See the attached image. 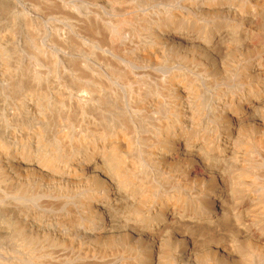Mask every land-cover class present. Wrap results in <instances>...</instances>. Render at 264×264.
Returning a JSON list of instances; mask_svg holds the SVG:
<instances>
[{
    "label": "rangeland",
    "instance_id": "obj_1",
    "mask_svg": "<svg viewBox=\"0 0 264 264\" xmlns=\"http://www.w3.org/2000/svg\"><path fill=\"white\" fill-rule=\"evenodd\" d=\"M218 1L224 2L229 7H226L224 11L211 13L198 7L201 8L202 6V8H205L203 4L208 6L213 0H0V156L5 157L7 152H21L22 148L30 147L27 140H25V135L32 133L34 129V131L39 130V133L45 139L47 138L46 140L50 146V148L49 146L47 148L51 149L49 154L52 157L58 158V161H63V158H65V162H69V160H71L70 162L75 161L77 152L72 153V151L79 144L77 143L79 142L77 136L78 122L75 120V118H78L76 116H79V111L77 112L76 110V99L73 100V95L70 92L79 85L78 81L86 83L88 79L92 80L95 78V75L100 78L104 86L100 94L101 97H97V99L101 102L104 101V103L116 102L118 114L120 112V114H123L124 111H127L124 107H128L122 101L123 97L130 95L127 92L129 86L125 84L127 80L131 79L130 82L132 83L133 81V84H136L137 81L135 79L139 77L142 79L138 78L141 81V92H143V88L153 89V87H157L156 90L162 94V98H173L174 91L168 85V79L173 76V73L175 75V72L178 76L182 74L180 77L193 84L192 89L195 92V97H193L195 100L199 98V109L201 112L203 111L201 113L202 116L204 115L203 118L208 123L211 121V124H214L212 102L220 98V94L221 97L224 94V96L228 94L226 97L231 98L232 96H237L239 92H243L241 90H244V88L241 87L240 78L245 76L243 73L247 71L245 69H248L250 64L248 60L253 55L252 52H254V55L257 53L255 47L257 45L260 46L262 43L264 44V4H262L264 0H251L254 4L253 2H248L250 0ZM236 6L240 8L239 11L236 10L238 9ZM252 17L253 20L251 19ZM167 21L177 23V26L193 29L199 32L198 35L200 36H211L212 34H205V32L212 28H219L216 30L224 32L223 34L231 32L230 38H234L232 32H234V35L248 34V43L249 41L251 43L248 44L247 48H239V44L234 40H232V43L230 41L226 43V46L227 44H234L240 51L233 49L234 45L231 50L229 46L226 47L229 50L222 48L225 47L222 46L221 50L215 49L216 51L211 50L212 52H209L200 48L193 49L191 45L188 46L187 44V47L184 45L187 49H183L185 47L180 44L178 45L179 48L171 46L162 48L161 46L162 55L160 53L159 57L156 56V53L147 54L148 50H153L158 45L155 39H158L160 34L157 33L158 31L160 32L163 25L170 23ZM187 25L188 27H186ZM92 28H94V33L89 31ZM148 46H151L152 49H149ZM188 47H192V49H188ZM142 48H145V51ZM232 49L235 51L234 57H231L233 54L230 53L233 52ZM179 51L183 52V54L179 53ZM225 52L227 53L225 54ZM142 55L143 57H141ZM261 55L264 59V51H261ZM161 56L162 58H160ZM203 56H206V58ZM208 56H211V59ZM141 58L144 59L142 60ZM242 58L246 59V61ZM208 61H210V65L207 64ZM244 64L247 65L245 66ZM216 65L225 66V71L224 68L219 67L218 69ZM239 65H242V68ZM172 68H174V71ZM206 68L210 69H207V71L211 72V74L207 71L205 72ZM217 70L222 71L221 73L219 72L220 75ZM75 73L77 74L75 75ZM227 73L230 76L226 75ZM78 75L80 79H78ZM238 75L241 77H237ZM246 75L248 79L243 85L247 84V86L251 85L249 82L254 84L262 78L261 73L258 75L253 73L250 76ZM226 78L229 79L227 80ZM232 81L233 83L235 82L233 84L234 87L232 86ZM12 84L15 86H12ZM74 84L78 85L75 87ZM126 86L128 87L126 88ZM230 88L231 90H229ZM227 89L231 92L225 91ZM162 92L165 93L163 94ZM35 93L44 99L42 102L43 107H41L43 113L29 112L26 107L21 109V105H19L24 101L33 100L31 97H35L34 99L38 100L34 95ZM146 95L150 96L151 93ZM59 101H62L63 106ZM207 101H210V103H207ZM207 108L210 112L209 110L207 111ZM96 110H99V106H97ZM159 113H161V110ZM163 114H159L158 118L155 115H148L146 116L147 118L149 117L147 121H145L147 119L145 116L143 120L141 119L143 121L141 123L142 130H144L146 136L149 134L150 136L148 135V137H151L155 134V130H153L155 124L152 126V121L162 120L161 116ZM113 115L108 113L107 116H104L105 122L103 124L106 125L107 129H115V127L119 129L117 122L121 115H118V118ZM241 115L240 118L244 120L246 115ZM91 116V105L89 103L84 106V117H86L88 126L92 125L88 121ZM207 116L209 119H207ZM23 121L27 123H23ZM148 121L152 122V124L148 125L150 123ZM114 122L116 123L114 124ZM257 124L255 126H247L248 130L245 132L248 135L243 133L240 137L241 142H250V139H252L250 135L251 137L255 135L256 138L260 135L264 138V119L263 125L260 122ZM82 125L84 126V124ZM21 133H25V135L20 137L21 139L15 137ZM102 138L105 139L106 137L102 136L99 142L103 140ZM99 142L97 141L98 145L100 144ZM255 145H252L253 148ZM52 148L57 151L62 149L63 151L60 152L59 150L55 153ZM65 151L66 153H64ZM1 171L0 166V264H125L120 257V254L127 249L126 242H123L125 237L128 236L130 244L131 242L140 244V237L135 233L132 234L130 230H126V227H123L122 224L118 225L117 231L114 232V234L118 233H116L118 237L115 238V242L112 245L105 242V240L90 238V229L88 228L93 222L94 215L84 213L86 211L79 201L82 191L85 192L88 189L86 184L76 189L78 190L77 192H75L76 190H64L60 189L54 181H46L47 178L43 180L45 178L43 176L40 177L37 174H25L23 172L24 175L20 173L22 177L20 174L15 175V180L19 178V181L24 180L26 182L23 184V181H21L22 187V184L20 186L16 183L19 182L18 179L14 180L15 182L13 181L12 185H17V187L14 185V188L10 181H1L3 179L1 178ZM192 171L194 174L199 175L202 169L199 166H195ZM235 180L237 181L238 179ZM31 183L35 184L31 186ZM255 184H259V182L257 181ZM16 188H20L21 192ZM23 189L30 191L24 193ZM14 190H17L16 193ZM33 190L38 192L34 193ZM162 192H159L158 196L163 197V195L167 194L165 191ZM22 195L24 197H21ZM158 196L155 195V197ZM113 210L111 212L112 216L124 221L125 217L133 209L116 207ZM39 216L40 218H38ZM40 219H42L41 222L47 223L49 221L51 224L48 223L47 227L45 225L43 227ZM38 220L39 224L37 223ZM30 223L33 225H30ZM205 229L208 231L207 228ZM121 235L123 237L119 240ZM167 235L164 236L163 245L160 248L162 257L159 264H175V262L169 261V252L171 246L178 245L177 242L179 240L174 238L172 234ZM173 239L176 241H173ZM166 248L167 250H165ZM251 252V250L248 251L247 255L252 264H264L263 256H259V258L256 253L253 255L255 251ZM194 259L186 264H203L198 258L197 260ZM221 260V257L215 258L216 263L221 262ZM211 262L208 259V262L205 261L204 264H212ZM126 264L136 263L131 261Z\"/></svg>",
    "mask_w": 264,
    "mask_h": 264
},
{
    "label": "bare ground",
    "instance_id": "obj_2",
    "mask_svg": "<svg viewBox=\"0 0 264 264\" xmlns=\"http://www.w3.org/2000/svg\"><path fill=\"white\" fill-rule=\"evenodd\" d=\"M248 2L253 1L250 0ZM232 3L234 2L232 1ZM258 3L260 4V2ZM203 7L205 8H202V6L198 8L203 9V11L206 9V12L217 13L224 11L229 5L213 0L208 6L203 4ZM239 9L236 10L239 11ZM252 9L254 10V8ZM258 9L260 8L258 7ZM165 17L167 18V16ZM251 19L253 20V17ZM170 23L163 25V28L161 27L162 29L157 33L160 36L155 40L160 46H154L155 49L148 50L147 54L156 53V56H158L162 51L161 46L162 48L167 46L176 48L180 44H183V46L187 44L188 46L191 45L193 49L200 48L203 51L212 52L213 50L216 51L215 49L221 50L222 46H225L222 48L229 46L231 50L234 44H227L226 46V43L229 41L232 43V40L239 44V46L237 45L239 48H247L248 44L251 43V41L248 43V34L234 35V32H232L234 38H230L231 32L228 31L229 34H223L224 32L216 30L219 28H212L206 32L204 31L205 34H212L211 36H200L198 35L199 32L193 29L177 26V23L175 24L174 22ZM89 31L94 33V28ZM257 46L255 47L256 55L252 52L253 57L251 56L249 60L246 57L250 64L248 69H245L247 71L243 70L245 76H240L241 78L239 75L237 76L241 80L240 84L242 86H240L244 88V90H241L243 92H239L237 96H232L231 98L226 97L228 94L226 96L224 94L221 97L219 93L220 98L212 102L214 124H211V121L208 123L203 118L204 115L202 116L201 114L203 111L201 112L199 109V98L197 100L194 98L193 84L180 77L182 74L180 76L176 75V72L175 75L171 72L173 76L168 79V85L174 91L173 98H162V94L156 90L157 87H153V89L143 88V92H141L140 80L142 79L139 77L140 80L137 77L135 79L138 84H133V81L131 83V79L127 80L125 84L129 86H126V88H129L127 92L130 95L123 97L122 101L125 105H128V109L124 107L127 111H124L123 114H120L121 112L118 114L116 102L104 103L102 101V104L97 99V97H101L100 94L104 87L99 77L96 75L93 79L89 77L92 80H85L87 81L86 83L78 81L79 85L76 84L78 85L76 87L74 84L76 88H73L70 92L73 95V100L76 99V110L77 112L79 111V116H76L78 120L75 118L76 122H78L77 136L79 142L77 143L79 144L72 151V153L77 152V159L72 162H70L71 160L65 162V158H63V161H58V158L52 157L49 154L51 149H49L47 138L45 139L39 133V130L34 131L33 129L32 133H27L26 135L21 133L19 136H15L20 138L25 135V140H27L30 147L19 149L21 152L14 151V153L12 152L13 154L7 152L5 157L0 156L1 178H3L1 181H10L12 185L16 178L15 175L24 172L25 174L43 176L45 177L43 180L47 178L46 181H54L60 189L64 190L74 191L86 184L88 189L85 192L82 191L79 201L86 211L84 213L94 215L93 222L88 228L90 229V238L105 240V242L112 245L115 242V238L118 237V233L116 232L117 234L115 233V235L114 232L117 231L118 225L122 224L123 227H126V230H130L132 234L135 233L141 239L140 244L132 242L130 244L128 236L125 237L123 242H126L124 244L127 249L120 254L121 260L125 264L131 261L136 264H159L162 257L160 248L163 245L164 236L167 234H172L174 238L179 240H177L178 245H173L174 247L171 246V248L167 246L170 248L169 261H173L175 264H186L193 258L196 260L198 258L203 264L205 261L208 262V259L212 261V264H252L247 255L250 250L252 252L255 251L253 255L256 253L258 257L263 256L264 259V138L260 135L257 138L255 135L254 137L250 135V138H252L248 137L251 140L250 142H241L240 138L243 133L246 134L247 126H255L259 122L262 124L264 119V59L261 55V51H264V44ZM186 47L183 49H187ZM192 47H188V49H192ZM233 47V49L239 50L235 45ZM144 49L143 51H145ZM234 52V50L230 52L233 53L231 57L235 56ZM179 53L183 54L180 51ZM211 56H208V58L211 59ZM203 57L206 58V56ZM242 59L246 61V59ZM211 62L213 61L211 60ZM241 62L243 61L241 60ZM209 63L210 61L207 64ZM244 65L246 66L247 64ZM216 67L219 69L220 66L216 65ZM240 67L242 68V65ZM220 68H224L225 71V66L223 67L222 65ZM172 69L174 71V68ZM207 69L209 68H206L205 72ZM217 72L219 74L220 71L217 70ZM208 73L211 74V72ZM214 73L217 74L215 71ZM252 73L257 75L261 73L262 78L260 77V81L254 84L249 82L251 85L248 86L247 84L243 85L248 79L246 74L250 76ZM79 75L81 76V74ZM226 75L229 74L227 73ZM80 76L78 79H80ZM233 81L232 86L235 83ZM12 86L15 85L12 84ZM163 89L162 91H164ZM225 91H228V89ZM147 93H151V95L148 96L146 95ZM34 95L38 100L34 99L35 97H31L33 100L24 101L19 105H21V109L26 107L29 112L43 113L41 107H43L42 102L44 99L36 93ZM59 102L62 104V101ZM208 102L210 103V101ZM89 103L92 116L88 118V121H90L89 124L92 123L91 126L86 124V117H84V106ZM97 106H99L98 111L96 110ZM208 108L207 111L209 110ZM160 110L161 113H159ZM108 113L114 114V117L116 115L117 118L119 117L118 115H121L117 122L119 129H116V127L115 129H107L106 125L103 124L105 122L104 116H107ZM158 113L160 115L164 113L161 116L162 120L152 121L153 124L148 121L150 122L148 125L152 124L153 126L155 124L153 129L155 134L148 137L149 134L146 136L144 130H142L143 117L147 118L146 116L148 115H155L158 118L160 116ZM241 114L246 115L245 119L243 118L244 120L240 118ZM207 119H209L208 116ZM23 123L27 122L23 121ZM249 129L251 130V128ZM102 136L106 138H102L103 140L99 142ZM97 141L100 143L99 145ZM252 145H255V147L253 148ZM48 146L49 148H47ZM52 149L54 150V148ZM54 151L55 153L58 152L56 149ZM61 151L63 150L61 149ZM195 166H199L202 169L199 175L194 174L192 171ZM20 176L22 177L21 174ZM24 178L26 177L24 176ZM17 179L18 181L20 180L19 178ZM235 179L238 180L236 181ZM21 181H23V184L26 182L24 180ZM21 181L16 183L20 185L22 184ZM257 181L259 184H255ZM32 184L35 183H31V186ZM14 185L17 187L16 184ZM14 185L12 186L14 187ZM20 188L16 189L20 190ZM16 191L14 190L15 193ZM29 191L27 190L24 193ZM162 191L167 194L163 195V197L158 196V193ZM36 192L38 191L35 190L34 193ZM23 195L21 197H24ZM155 195L158 197H155ZM116 207L133 210L122 221L114 218L111 214ZM40 222L38 220L37 223L39 224ZM48 223L51 224L49 221L47 223L41 222L43 227L44 225L47 227ZM203 227L207 228L208 231ZM122 237L121 235L119 240ZM173 241L176 240L173 239ZM167 243L166 245H168ZM129 244L130 246H128ZM204 247L206 248L204 249ZM244 250L246 251L244 252ZM217 257L222 258L221 262H215Z\"/></svg>",
    "mask_w": 264,
    "mask_h": 264
}]
</instances>
